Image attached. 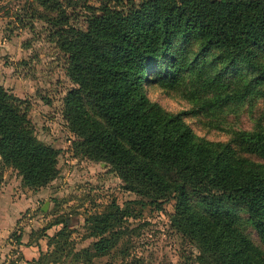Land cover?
<instances>
[{
    "label": "trees",
    "instance_id": "trees-1",
    "mask_svg": "<svg viewBox=\"0 0 264 264\" xmlns=\"http://www.w3.org/2000/svg\"><path fill=\"white\" fill-rule=\"evenodd\" d=\"M96 1L84 29L68 23L58 0H22L17 17L22 25L46 22L47 39L64 55L72 86L61 98V115L76 137L71 154L104 163L123 190L141 197L108 201L88 215L93 240L77 256L88 263L116 250L126 218L145 204L159 209L172 200L169 223L197 249V264H264V124L205 141L183 112L164 110L144 88L156 82L172 89L181 71L200 62L212 69L196 70L201 84L215 91L208 104L241 100L253 82L264 84V0ZM238 65L254 74L252 85L229 94L222 82ZM21 104L0 85V162L15 170L22 187L37 190L56 178L59 149L36 137ZM236 207L262 248L240 229ZM54 223L62 227L48 238L53 249L39 264L70 252L65 221Z\"/></svg>",
    "mask_w": 264,
    "mask_h": 264
},
{
    "label": "rangeland",
    "instance_id": "rangeland-1",
    "mask_svg": "<svg viewBox=\"0 0 264 264\" xmlns=\"http://www.w3.org/2000/svg\"><path fill=\"white\" fill-rule=\"evenodd\" d=\"M58 1L68 23L77 29H84L89 7L98 5L96 0ZM120 1L124 5L130 0ZM23 5L22 0H0V85L22 101L36 137L59 149L58 174L45 187L31 190L20 185L14 169L0 162V264H39V257L53 249L48 238L62 227L54 223L59 220L65 221L70 252L47 264H121L134 258L141 264H197V249L169 223L172 200L164 201L159 209L145 204L138 216L126 218L127 230L116 250L88 263L79 259L77 251L93 240L88 236L85 218L101 211L108 201L122 205L141 197L123 190L120 180L104 163L71 154L70 141L76 137L61 115V98L72 86L64 73V55L47 39L46 22L34 20L30 26L17 20L23 14ZM189 59L188 55L184 61ZM198 68L212 72L205 62L190 64L179 73V82L172 89L146 83V96L166 111L183 112V121L205 141H225L232 131L264 124V84L253 82V89L241 100L208 104L215 91L201 84ZM253 75L250 69L238 65L222 83L232 94L250 87ZM190 109L199 112L192 114ZM232 211L241 218L240 229L262 248L254 229L244 222V211L237 207Z\"/></svg>",
    "mask_w": 264,
    "mask_h": 264
}]
</instances>
